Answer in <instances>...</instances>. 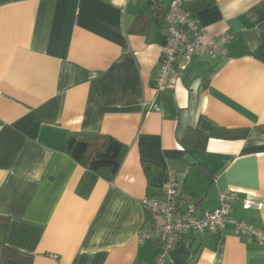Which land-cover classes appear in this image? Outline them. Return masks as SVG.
<instances>
[{
    "label": "crops",
    "instance_id": "crops-1",
    "mask_svg": "<svg viewBox=\"0 0 264 264\" xmlns=\"http://www.w3.org/2000/svg\"><path fill=\"white\" fill-rule=\"evenodd\" d=\"M172 2L0 0V240L33 264L153 263L141 201L171 177L200 215L236 191L231 217L264 233V0L189 3L207 42L234 39L158 92ZM73 135L126 145L113 179L72 157ZM167 264H264V245L228 223L185 235Z\"/></svg>",
    "mask_w": 264,
    "mask_h": 264
},
{
    "label": "built area",
    "instance_id": "built-area-1",
    "mask_svg": "<svg viewBox=\"0 0 264 264\" xmlns=\"http://www.w3.org/2000/svg\"><path fill=\"white\" fill-rule=\"evenodd\" d=\"M193 0H173L166 12V45L162 48L157 91L162 92L173 87V75L182 76L195 57L209 56L225 59L227 47L234 37L224 34L211 42L206 41L205 29L198 28L190 19L188 4ZM236 191H226L219 196V206L214 211L198 214L197 207L184 205L176 191V182L171 177L158 198L144 197L141 201L144 210L154 219L153 230L142 238L153 237L158 243V254L151 264H167L171 251L183 237L191 232L197 234L218 233L228 223L235 226L239 234L255 237L264 245V233L248 224L245 220L231 217L233 207L238 200ZM245 209L261 210V202L244 199Z\"/></svg>",
    "mask_w": 264,
    "mask_h": 264
},
{
    "label": "trees",
    "instance_id": "trees-1",
    "mask_svg": "<svg viewBox=\"0 0 264 264\" xmlns=\"http://www.w3.org/2000/svg\"><path fill=\"white\" fill-rule=\"evenodd\" d=\"M191 133L192 130H189L188 138ZM230 135L244 137L235 133ZM92 140L95 148L92 147ZM68 152L79 163L97 173H107L108 179H113L121 168L127 147L112 137L73 135L68 143ZM0 264H33V256L7 246L1 239Z\"/></svg>",
    "mask_w": 264,
    "mask_h": 264
}]
</instances>
